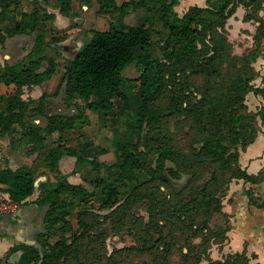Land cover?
Wrapping results in <instances>:
<instances>
[{
  "label": "trees",
  "instance_id": "1",
  "mask_svg": "<svg viewBox=\"0 0 264 264\" xmlns=\"http://www.w3.org/2000/svg\"><path fill=\"white\" fill-rule=\"evenodd\" d=\"M22 1L0 0V21L20 11V19L8 27L15 34H36L22 59L0 66V135L8 136L13 148L23 147L36 156L30 166L0 168V191L19 207L31 204L43 209L42 230L33 240L40 243L41 251L33 242L15 245L0 258V263L20 251L15 264H38L40 260L41 264H62L72 252L70 241L87 233L88 215L98 195L99 208L109 210L107 215H118L120 220L134 216L138 204L146 207L148 222L142 221L145 235L138 242L145 250L154 248L157 262L172 264V255L178 250V264H250L254 255L248 257L245 252L211 260V245L224 243L230 228L227 219L217 226L211 223L215 216L223 214V195L233 179L252 183L264 180V169L251 175L238 161L240 151L264 127V106L253 112L245 104L250 91L264 95V88L254 87L257 74L250 63L260 53L252 50L230 56L223 31L227 18L239 4L248 8L246 16L251 18L261 0H207L205 7L192 6L182 16L174 9L180 0L124 1L119 7L121 18L108 29L90 31V37L64 65L62 103L74 107L71 114L49 112L48 93L41 94L37 101L23 97L25 88L41 86L49 80L58 63L45 54L46 36L41 28L54 15L42 12L38 4L31 11H22ZM54 3L61 13L72 9L71 0ZM130 10L159 13L168 31L160 47L165 62L154 54V42L144 23L123 22ZM257 21L253 38L260 43L264 21ZM131 64L138 67L140 74L125 78L123 71ZM191 77H200L202 85L190 83ZM164 84L165 136L160 137L157 112L152 106ZM127 88L139 98L135 106L127 109L133 134L115 132L113 150L90 139H79L76 146L64 140L68 131L89 122L87 109L105 119L116 105L128 102ZM33 111L47 118L44 126L31 120L29 113ZM158 113L163 115L162 110ZM181 117L191 122L186 131L190 138L186 148L176 144L168 126L172 119ZM54 133L58 139L48 145L47 139ZM64 155L75 158L69 173L59 169ZM85 171L95 173L92 190L68 179ZM51 173L57 176L53 179ZM163 174L165 194L160 183ZM44 175L45 179L37 184L39 176ZM183 176L187 178L180 189L169 181ZM37 189V195L30 199ZM248 194L251 203L264 205L253 193ZM74 214L75 231L70 219Z\"/></svg>",
  "mask_w": 264,
  "mask_h": 264
},
{
  "label": "rangeland",
  "instance_id": "2",
  "mask_svg": "<svg viewBox=\"0 0 264 264\" xmlns=\"http://www.w3.org/2000/svg\"><path fill=\"white\" fill-rule=\"evenodd\" d=\"M124 1L128 0H88L87 2L71 0V11L68 13H61L56 7V3H54L55 0H23L20 7L22 11H31L33 5L38 4L42 12L54 15V18L47 20L41 28L46 36L45 54L53 57L58 63L55 74L49 80L45 81L41 86L25 88L23 97L37 101L41 94L48 93L50 94L47 97V110L49 112L61 114H71L75 112L73 106H66L62 103L64 90L62 73L64 71V65L90 37V31L108 29L112 23H116L117 20L121 18L122 12L119 7ZM206 5L207 0H180L174 9L179 16H182L192 6L205 7ZM256 7V15L250 18L246 16L248 8L239 4L235 12L227 18L223 31L227 36V43L229 44L228 52L230 56H242L248 52H252V50L260 53L259 57L264 56V37L260 43L253 38V33L255 34L257 25L259 24L257 20L264 21V0H261ZM123 22L127 25L144 23L150 30V37L154 42V54L157 55L161 61L165 62V56L162 55L160 47L165 44V37L168 31L163 21L159 19L158 12L154 10H130L128 14L124 16ZM6 27L7 28H3L0 26V66L4 63L12 64L22 59V57L30 51L36 38L35 33L30 35H17L11 28L8 26ZM257 59L250 61L253 65V72L256 74L257 68L254 63L258 62L259 59ZM139 74L138 67L134 64L129 65L123 71V76L125 78H135ZM190 83L195 86H200L202 85V79L200 77H191ZM162 89V92L158 95L152 106L157 112L160 126L158 129L161 132L160 137L161 135L165 136V84ZM1 91L3 93L5 91L3 85ZM127 94L129 96V101L116 105L105 119H101L98 114L87 109L86 117L89 122L84 124L80 129L68 131L64 135V140L68 144L76 146L79 139H90L101 146H107L113 150V145L111 143L115 132L122 131L130 134L134 132L127 120V109L135 106L139 98L130 88H127ZM79 102L83 104L82 101ZM247 109L249 110L248 106ZM161 110L163 111V115H158V112ZM34 112L35 111L29 113L31 120H33L36 125L44 126L47 123V118L36 115ZM190 123L189 120L182 117L174 118L168 123L171 131L175 134L176 144L180 148H186L189 144L190 138L188 134H186V131L189 130L188 127ZM3 138L4 142L7 143L9 137L1 135L0 142ZM57 139L58 134L54 133L51 137H48L47 144L51 145ZM22 149L25 148L22 147ZM74 162V157L65 155L60 160V171L62 173H69L74 167ZM102 175H104V173H102ZM56 176L57 174L51 173L53 179ZM94 177V172L85 171L81 175H70L68 178L72 182L82 181L81 183L92 190L91 180ZM186 178V176H183L179 179H168L176 189H180ZM42 181V178L39 176L37 184H40ZM160 183L163 185V193L165 194V174L162 175V181ZM99 199V196L96 195L92 202V214L88 215L87 219L90 225L87 229V233L76 241H70L72 252L62 264H163V262H157L155 260L154 248H147L145 250L142 248L141 243L138 242V239L143 238L145 235L144 222H148V213L145 210L146 207L140 203L136 206V213L134 216L120 220L118 215H107L109 210L100 209L98 203ZM137 216H139V219H137ZM70 219L72 220L73 231H75L77 229L76 215L74 214ZM226 219L227 217L221 218L217 215L213 218L211 225L217 226L223 224ZM162 229L165 236V220L162 221ZM154 237L157 238V234H154ZM222 244H217L215 248L220 250ZM212 247L213 244L211 245V248ZM211 248V260H218L213 259L211 256ZM171 261L172 264H178V250L174 251ZM202 264H207V261L202 262Z\"/></svg>",
  "mask_w": 264,
  "mask_h": 264
},
{
  "label": "crops",
  "instance_id": "3",
  "mask_svg": "<svg viewBox=\"0 0 264 264\" xmlns=\"http://www.w3.org/2000/svg\"><path fill=\"white\" fill-rule=\"evenodd\" d=\"M20 17V11L9 13L2 18L0 26L10 27ZM15 46L17 47L16 43ZM258 59V62L254 63L257 76L253 84L254 87L264 88V56ZM245 103L250 111L256 112L264 106V95L250 91L246 95ZM7 141L5 143L3 138L0 142V168L16 169L19 166H30L33 163L36 153L29 154L25 149L13 148L10 141ZM238 161L240 167L251 175H256L264 169V127L255 139L240 151ZM45 177V175L40 176L42 180ZM248 191L264 204V180L252 183L244 179H233L227 186L223 195V214L218 216L224 218L223 215H225L230 228L227 232V239L220 250L215 248L217 244H213L211 248L213 259L221 260L227 254L245 252L248 257L254 255L250 259V264H264V205L251 203ZM38 192L39 189L30 199L34 198ZM42 217L43 209L31 204L17 206L16 210L11 213H0V258L13 246L28 244L36 240L37 234L42 230ZM20 254V251L13 253L7 260L2 259L0 264H15Z\"/></svg>",
  "mask_w": 264,
  "mask_h": 264
},
{
  "label": "built area",
  "instance_id": "4",
  "mask_svg": "<svg viewBox=\"0 0 264 264\" xmlns=\"http://www.w3.org/2000/svg\"><path fill=\"white\" fill-rule=\"evenodd\" d=\"M17 208V204L11 202L8 194L0 191V213H11Z\"/></svg>",
  "mask_w": 264,
  "mask_h": 264
},
{
  "label": "water",
  "instance_id": "5",
  "mask_svg": "<svg viewBox=\"0 0 264 264\" xmlns=\"http://www.w3.org/2000/svg\"><path fill=\"white\" fill-rule=\"evenodd\" d=\"M33 244L41 251V245L38 242H33ZM42 256V253H41ZM38 264H41V260L38 262Z\"/></svg>",
  "mask_w": 264,
  "mask_h": 264
}]
</instances>
